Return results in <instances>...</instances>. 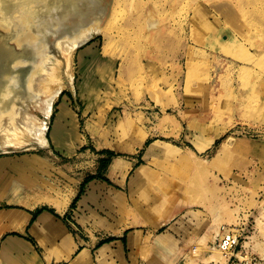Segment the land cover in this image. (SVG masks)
<instances>
[{"label":"rangeland","instance_id":"obj_1","mask_svg":"<svg viewBox=\"0 0 264 264\" xmlns=\"http://www.w3.org/2000/svg\"><path fill=\"white\" fill-rule=\"evenodd\" d=\"M3 8L22 58L2 74L0 129L22 108L42 132L17 125V146L0 149V208L85 180L90 264H264V0H89L82 25L101 32L70 70L58 18L34 14V0ZM35 73L42 99L63 85L50 114L27 89ZM223 227L240 237L235 252L217 246ZM138 229L124 254L107 246ZM7 235L0 264H21Z\"/></svg>","mask_w":264,"mask_h":264},{"label":"crops","instance_id":"obj_2","mask_svg":"<svg viewBox=\"0 0 264 264\" xmlns=\"http://www.w3.org/2000/svg\"><path fill=\"white\" fill-rule=\"evenodd\" d=\"M84 181H80L77 186L64 189L62 196L53 195L47 198L40 195L34 198V201L45 200L38 201L32 208L27 205L10 203H7V207H1L0 215L3 211H7L9 216L16 217L15 220H12L11 217L1 219L6 215L0 216V228L8 233L4 240L5 251L14 253L17 259L20 257L21 264H80L77 257L82 253V256L85 254L84 264H90L89 255L95 246L89 244L93 239L87 233L88 195L90 192L88 193L87 188L82 187ZM16 199L25 203L30 202L21 196H17ZM45 211L48 213H44ZM44 219L50 222L54 221L60 231L44 228L41 224ZM142 233V229L130 231L125 236L117 235L116 239L106 244L108 247L112 246V249L115 248L114 251L118 255L122 252L124 254L126 249L129 250V245L141 238ZM132 234H134V242L131 243ZM142 237L144 238V236ZM7 241H12L14 246L6 245ZM32 242L46 245V250L38 252ZM40 244L39 247H41ZM23 251L25 252L22 253ZM107 256H109L108 251Z\"/></svg>","mask_w":264,"mask_h":264},{"label":"bare ground","instance_id":"obj_3","mask_svg":"<svg viewBox=\"0 0 264 264\" xmlns=\"http://www.w3.org/2000/svg\"><path fill=\"white\" fill-rule=\"evenodd\" d=\"M14 1L17 3L20 0H14ZM87 1L89 0H34V7H36L35 8L36 11L34 12V14L39 13L40 16H47V17L50 16L52 20H54L55 18L59 19L57 24L60 25L59 29H62V31L59 36H56L57 40H56V43L54 44L55 45L54 48L57 49L58 50L57 52L62 55L63 59L65 60L67 64L68 70L71 69L72 58L74 54L76 53L78 47L81 46L83 43H85L90 38H92L94 31L101 32V29L99 27H96L95 29H84V26L82 25V23L86 22L87 18L89 17L86 12L87 11L86 9ZM98 1L102 2V0H98ZM9 2L10 0H0V13L3 15V16H0V83L3 81L2 74L3 73L4 74L6 73L5 75L12 74L15 71L14 65L17 64L18 60L20 61V59L22 58L21 57L19 59V57H17L18 53L20 52V51L19 52L17 51V48L21 47V44L18 42V38H19V35L22 29H15L14 31H12V29H8L9 26H14L15 24L13 22L12 23L9 22L8 18L11 14L10 13L7 14L5 11V8H3L4 6H7ZM79 2H81V4ZM100 16H102V14ZM34 20L37 21L38 25L42 23L41 22L42 20H38L36 18ZM66 20L71 21L70 24L68 25L65 24ZM150 25L153 26V24H150ZM55 27L56 25L53 28ZM71 27H75L76 29H79L78 30L79 33L71 36L70 37L71 39L69 40V38L67 37V33L71 32ZM12 40L16 42V46L12 45L11 43ZM83 54L84 53H82L79 57L80 64H85L82 61ZM47 69H50V67L49 68L47 67ZM40 71L42 73L45 70H43V68L40 67ZM23 74L24 73H22L20 75V78H18L19 82L22 80ZM35 74L33 76H29L26 79H24L26 81L29 80L27 83V89L35 97L33 98L34 100H32L35 106L40 107L43 105L45 107L43 109H45V111L48 112L47 114H50L53 108V103L55 99L59 96V94L61 93L63 85L58 86L56 89L51 91L50 94H48L47 96H45V98L42 99L41 97H39V95L41 94L43 89L39 90L38 88L40 87H38L37 84L38 83H39L38 85H41L43 83L46 84L47 81L43 79L41 76H38L37 73ZM47 74H50V73L47 72ZM36 82L38 83L36 84ZM35 85L38 88L35 87ZM14 119L16 120L7 121L6 124L0 129V149L4 150L5 148L10 147V146L12 147L17 146V142L15 141V138H17L16 136L18 135V132L19 133L21 132L19 128H17V125L22 124V128L24 127L30 133L36 130L42 132V128L38 127L35 123H33V120H32L33 118L30 114H28L27 110L18 108ZM120 166H121V163L116 158L109 165L108 173L110 175L113 174L114 172L120 169ZM11 201L14 202V200H11ZM30 204H27V206L29 208L30 207L32 208L33 206ZM41 224L44 228H47V229L55 227L52 222L46 219H44ZM6 245L13 247L14 243L12 241H7ZM83 257L84 256H81L80 258H78V263L81 262Z\"/></svg>","mask_w":264,"mask_h":264},{"label":"built area","instance_id":"obj_4","mask_svg":"<svg viewBox=\"0 0 264 264\" xmlns=\"http://www.w3.org/2000/svg\"><path fill=\"white\" fill-rule=\"evenodd\" d=\"M223 231H226L225 227L222 228ZM240 243V237L235 236V234L228 230L224 232L222 236L218 239V248L224 253L235 252Z\"/></svg>","mask_w":264,"mask_h":264}]
</instances>
